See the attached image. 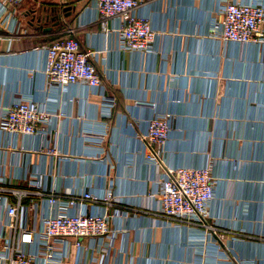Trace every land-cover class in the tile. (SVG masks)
Wrapping results in <instances>:
<instances>
[{
    "label": "crops",
    "instance_id": "0c3cea01",
    "mask_svg": "<svg viewBox=\"0 0 264 264\" xmlns=\"http://www.w3.org/2000/svg\"><path fill=\"white\" fill-rule=\"evenodd\" d=\"M227 1L139 0L137 15L157 35L150 54L119 51V20L104 32L93 0H22L20 34L0 28V113L26 99L51 115L34 137L0 130V176L12 187L112 204L71 209L110 215L118 235L108 253L107 240H83L81 251L72 240L64 264H264V43L211 37ZM67 38L93 55L102 89L48 86L44 48ZM105 98L116 101L110 114ZM157 115L170 117L172 131L155 165L145 136ZM205 167L216 182L207 221L216 233L160 218L159 179ZM23 205L29 225L49 214L40 196Z\"/></svg>",
    "mask_w": 264,
    "mask_h": 264
},
{
    "label": "built area",
    "instance_id": "2783aa9c",
    "mask_svg": "<svg viewBox=\"0 0 264 264\" xmlns=\"http://www.w3.org/2000/svg\"><path fill=\"white\" fill-rule=\"evenodd\" d=\"M21 2L0 0V28L7 30L11 37L20 34L21 25L16 18L15 6ZM93 3L104 32L108 31V20H119V27L114 30L119 51L138 54L153 52L157 35L150 22L137 15L139 0H93ZM217 14L211 29L213 39L240 44L264 43V7L228 0ZM44 51L49 87L86 85L91 89H102L93 55L83 52L75 39L56 40ZM104 103L110 114L116 101L105 98ZM50 116L34 101L15 100L1 110L0 130L14 139L20 136L34 137L42 133L41 126L48 124ZM171 131L168 115H157L149 122L145 136L149 149L147 161L158 165ZM30 187L40 188L35 181L30 182ZM215 189L211 167L170 169L158 181L159 217L178 227L209 228V205L215 198ZM36 195L46 202L49 214L39 220L33 217L29 225L23 220L28 212L23 200ZM10 198L15 200L14 204ZM87 202L112 206L110 197L101 200L90 193L64 195L54 191L16 188L0 176V264H36L37 260L43 264H64L72 240L79 251L83 249V240H107L108 245L102 250L106 253L111 251L118 232L111 229L110 215L70 212L71 209L86 207ZM209 229L214 233L217 231L215 228Z\"/></svg>",
    "mask_w": 264,
    "mask_h": 264
}]
</instances>
